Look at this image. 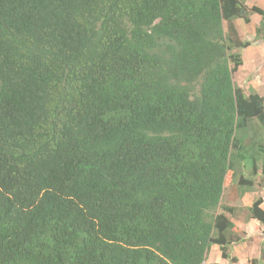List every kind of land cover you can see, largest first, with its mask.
I'll return each instance as SVG.
<instances>
[{"label":"trees","instance_id":"16d2710c","mask_svg":"<svg viewBox=\"0 0 264 264\" xmlns=\"http://www.w3.org/2000/svg\"><path fill=\"white\" fill-rule=\"evenodd\" d=\"M262 42L247 0H0V264L237 262L264 94L233 74Z\"/></svg>","mask_w":264,"mask_h":264},{"label":"rangeland","instance_id":"374dc122","mask_svg":"<svg viewBox=\"0 0 264 264\" xmlns=\"http://www.w3.org/2000/svg\"><path fill=\"white\" fill-rule=\"evenodd\" d=\"M258 18L260 19V17ZM259 19L257 20L258 22ZM257 21L254 20V22H252L253 24H251V22L249 24H244L237 21V28L241 37L244 39H251L254 35V27L258 23ZM242 58V65L233 74V80L235 84L242 87L246 93L250 92V90H254L260 94H264V42L248 46L242 52ZM229 178L230 177L227 176V186L223 194L222 203L233 205L240 209L237 212V216L234 218V222L238 227H240V229H242L244 241L236 244V249L234 246L232 247V255L237 258V262L234 264H244V261H242L244 260V256L251 258L257 255L260 241L263 238L262 234L258 233L257 229L255 228V223H247V225L244 224L246 214L244 213V208L251 205L254 199L259 196L263 199L262 207H264V186L260 187L256 185L255 191L245 193L240 197L236 190L229 186ZM214 246L217 247L216 245ZM214 246L211 247L209 252V263L207 264L215 263L218 261V256H220V251L217 252V250L214 249Z\"/></svg>","mask_w":264,"mask_h":264},{"label":"crops","instance_id":"0c3cea01","mask_svg":"<svg viewBox=\"0 0 264 264\" xmlns=\"http://www.w3.org/2000/svg\"><path fill=\"white\" fill-rule=\"evenodd\" d=\"M247 4H248V5H257V4H258V5H260V6H262V7L264 8V0H247ZM258 17H259V16L255 15V14L252 15V16H251V24H253L252 22H254V20L257 21V20L259 19ZM259 21H260V19H259ZM257 22H258V21H257ZM257 22H256V23H257ZM256 23H255V24H256ZM251 223H255V224H256V225H254V226H255V228L257 229L258 233H260V232H259L260 229H259V227H257V226H258L257 221L250 220V221L248 222V224H251ZM246 225H247V224H246ZM243 229H244V228H243ZM248 234H249V233H248ZM213 246H214V245H213ZM213 246H212V247H213ZM216 246H217V245H216ZM234 248L236 249L235 245H234ZM214 249L217 250V252H219V248H218V246H217V247L214 246ZM258 251H259V248H258ZM257 254H258V253H257ZM219 257H220V258H219ZM248 259H249L248 257H245V256H244V260H242V261H244V264H248ZM216 260H217V259H216ZM216 262H218L219 264H228V263L225 262L224 259L221 258V256H218V261H216ZM216 262H215V263H216ZM224 262H225V263H224ZM207 263H209L208 260H207ZM232 264H234V263H232Z\"/></svg>","mask_w":264,"mask_h":264}]
</instances>
